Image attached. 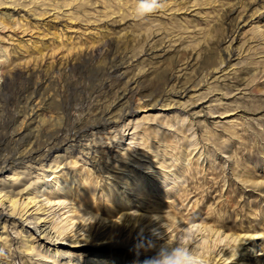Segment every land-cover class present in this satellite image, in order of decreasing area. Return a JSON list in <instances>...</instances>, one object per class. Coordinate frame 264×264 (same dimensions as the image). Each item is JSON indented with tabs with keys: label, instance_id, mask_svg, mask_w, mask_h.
Segmentation results:
<instances>
[{
	"label": "rangeland",
	"instance_id": "rangeland-1",
	"mask_svg": "<svg viewBox=\"0 0 264 264\" xmlns=\"http://www.w3.org/2000/svg\"><path fill=\"white\" fill-rule=\"evenodd\" d=\"M29 2L0 4V162L53 137L59 150L4 166L0 187L23 172L35 189H57L54 174L37 178L57 157L60 191L69 183L75 195L55 199L58 214L71 200L85 214L91 195L102 219L119 216L105 200L122 203L142 229L176 232L230 264H264V0H165L146 16L136 0ZM33 217H0V264H92L99 252L134 264L135 247L117 241L53 245ZM26 242L63 256L32 259Z\"/></svg>",
	"mask_w": 264,
	"mask_h": 264
},
{
	"label": "bare ground",
	"instance_id": "bare-ground-1",
	"mask_svg": "<svg viewBox=\"0 0 264 264\" xmlns=\"http://www.w3.org/2000/svg\"><path fill=\"white\" fill-rule=\"evenodd\" d=\"M33 2H34V0H30L29 3H33ZM0 4H2V0H0ZM55 8H50V10H54ZM55 14H57V13H55ZM57 16L58 15H56V17ZM95 52L96 53H94V54H97L98 51H95ZM5 61H6V59H5ZM0 65H1V63H0ZM1 79H2V72L0 70V80ZM1 90H2V86L0 85V93H1ZM96 127H98V126L91 124V126H89L88 128L89 129H91V128L96 129ZM86 130H83L80 133H77L75 131L76 133H74V137L72 136L73 138L71 140H77V139L81 138L82 136H84L86 134ZM58 138L59 137H57V138L53 137V139H50L47 142L46 147L45 148L43 147L44 150L43 149L42 150H35V151L30 150V151H26V152L25 151L23 152V150H21L22 152L17 153L11 159H3L0 162V176L3 175L4 172L7 171L4 168V166L6 167V165H9V164L14 165L16 163L15 165L20 166V164L23 163L22 161H24L25 159H33V156H35L36 153L40 155V153L42 151L44 152L43 154L45 155V158L52 155L53 152H56L57 150H59L56 147L57 144L55 143V141H57ZM65 138H66V136H65ZM57 160H58L57 157L53 158L49 167H47L48 170L47 171L43 170L44 171L43 174L38 173L39 175H37V178H39V177L44 178L45 176H47L46 172H50V173L54 174L52 178H48V179H46V181L51 182L54 179V182L59 183V187L57 189L43 191L41 189L42 188L41 186L38 187V189H35L34 186L36 185L35 184L36 181L31 182L29 184H26V182H24V179H27V178L30 179V177L26 173H23V172H19L20 174H17V177H14L16 179H12L13 177H11L9 186L6 187V185H5L2 188L0 187V217L3 215H6V216L12 218V220L17 219L18 222H24V221H28L27 219L35 216V217H33V220H35L34 223L37 224L38 230H40L41 234H43V237H42V235H41V237L49 240L51 242V244H53V245H54L53 238L55 236H56V238H59V236H60V238L65 240L64 243L67 244V246H68V244H72L71 247H74V248L80 246L81 244H86L87 242H94V241L96 243V244H94V245H96L94 247H98L99 245H104V244L108 243L110 240L112 242L117 241L119 245L128 244L129 246H132L133 248L134 247L136 248V246L142 241L144 242L145 245H148V244L155 245L154 248H151L150 250H148L146 252L143 251L140 253H136L135 251L133 253V251H131V250L129 251L126 249L128 251L127 258L132 257L133 261L135 260L137 255H139L140 260H142L143 256L154 255L156 249L160 245L164 244L165 242L174 243L177 241V235L178 234L176 235L175 234L176 232L175 233L171 232V233H173L172 235H170V234L164 235V233H163L164 230L160 231L158 233L153 232L155 229L150 230L152 228L151 225H150L151 226L150 228L142 229V226H141L142 224L141 225L136 224L138 220L137 221L135 220L131 223L130 219L128 220V217L130 214L127 213V211L125 212V210H124L125 206L124 205L122 206V203H121V205L120 204L118 205V204H115L114 201H112V203H111L109 200H105L103 202L104 205H108L112 209L113 208L118 209L119 210L118 211L119 216L116 219H113L111 221H108L105 218L102 219L101 218L102 216L100 217V214H98L97 210L95 209V207H97V203H100V202L95 201L94 196H91V195H83V198H82V200L84 201V203L82 205L85 206L86 211H87L85 214H81L80 212H78V209L80 207L76 206V202L73 203L72 200L69 203L70 207H69V204H66L65 206H63L61 208V210H63V209L66 210V208H68V210L63 211L61 214L60 213L58 214L56 210H53L52 206H54L55 204L64 205L65 203L61 202L60 200L55 201V199H58V197L61 195H64V197L69 198V199L70 198L74 199L75 195H74V192L72 191L73 188L71 186H69V183L66 184V186H64L66 188L65 194H63L64 192L62 190L60 191V189L62 188L60 183L66 182L65 179H67V178L65 177L64 174H59L60 176H57V172L61 171V170L58 171V169H57L59 167V165L57 164ZM43 161H44V159L41 160V162H43ZM41 165H44V164H41ZM17 169H18L17 167L14 168V170H17ZM14 173H17V172H14ZM13 175H15V174H13ZM76 181H77L79 186L82 184L81 181L80 182H79V180H76ZM18 182L19 183L21 182L23 185L21 189L17 184ZM124 183L125 182H123V184ZM41 184L44 185L43 182ZM105 189H106V187H105ZM132 189H134V188H132ZM109 192H112V189L109 188ZM107 195L110 196V194H107ZM44 196H45V198H42ZM142 201H144V200H142ZM142 201H139V203ZM124 203H126V202H123V204ZM32 208L34 210H32ZM53 211H55V212H53ZM56 213L58 214V217L56 219H54V221L52 220L53 222H51V223H54V222L57 223L55 227L53 226V228L55 229V231H54L55 234L53 233L54 234L53 235L52 234L53 228H51V229L49 228L51 223L49 224L50 221L47 222L46 220L48 219L49 214H52L54 216V215H56ZM66 213L67 214L69 213V215L62 217ZM87 214H90V216L88 217V219H90V221L88 223H87L88 219H86V217H85ZM74 217H76V218L74 219ZM97 217H99V218L97 219ZM129 218H131V217H129ZM150 218L151 217H149V219ZM64 220H65V222H62ZM59 223H61V224L64 223L62 226L61 225H59L60 227L58 226L60 229L56 228ZM85 225H87V227H88L87 229H85ZM18 232L21 233V230H19ZM139 237H141V238H139ZM134 239H140V240L134 241ZM72 240H74L75 242H71ZM238 240H241V241L244 240L245 242H247V240H249V237L243 236L242 239L240 238ZM241 241H239V243ZM57 243L60 244V246H61L63 241H58ZM97 244H99V245H97ZM25 245L27 247V252L30 251V253L32 254V256H33L32 259L35 258L36 260H42L43 261L44 258L49 257V258H51V260H53V262H56L53 258H55V257L60 258L59 256H63V253H61V254L57 253V252H59V250H55V251H52V253H50L49 252L51 249L50 247H43L44 249H42L40 251V250H37V248H34V246H32V247H31V245L28 246L27 242L24 243V246ZM186 246H189L191 249H193L195 251L196 255L200 259H202L204 263H205V261L208 260V262L211 264H213V262L216 264H230V260L233 259V258L230 259V256H227V257L221 256L219 259H217L218 254H216V253L213 254V256H211L210 254L207 255V253H209V250H204V251L201 250L200 252H198L199 249L203 248V247H201L200 245L195 246L194 242L193 243L188 242ZM99 250L100 249L95 250V254H97V252H99ZM53 252H56V253L53 254ZM227 254H228V252H227ZM99 255H103V253L99 252L98 257H96L95 260L92 261L93 262L92 264H107V260L105 259V257H100ZM90 256H92V255L90 254L89 257ZM78 259L81 260V257ZM70 261H72V260H70ZM36 262H38V261H36ZM84 263L87 264V261H83V264ZM88 263H89V261H88ZM64 264H66V263H64ZM75 264H79V263H75ZM205 264H207V263H205Z\"/></svg>",
	"mask_w": 264,
	"mask_h": 264
},
{
	"label": "clouds",
	"instance_id": "clouds-1",
	"mask_svg": "<svg viewBox=\"0 0 264 264\" xmlns=\"http://www.w3.org/2000/svg\"><path fill=\"white\" fill-rule=\"evenodd\" d=\"M164 3L165 0H136L135 11L138 16H146L163 8ZM154 247L155 245H145L142 241L136 246L135 251L139 253L142 249L146 252ZM0 255H4L3 249H0ZM134 264H204V262L193 249L177 240L174 243L165 242L156 249L154 255L145 257L142 261L137 255Z\"/></svg>",
	"mask_w": 264,
	"mask_h": 264
}]
</instances>
